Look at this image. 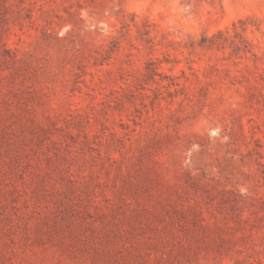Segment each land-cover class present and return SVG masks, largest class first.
Returning a JSON list of instances; mask_svg holds the SVG:
<instances>
[{
    "label": "rangeland",
    "instance_id": "obj_1",
    "mask_svg": "<svg viewBox=\"0 0 264 264\" xmlns=\"http://www.w3.org/2000/svg\"><path fill=\"white\" fill-rule=\"evenodd\" d=\"M0 264H264V0H0Z\"/></svg>",
    "mask_w": 264,
    "mask_h": 264
}]
</instances>
